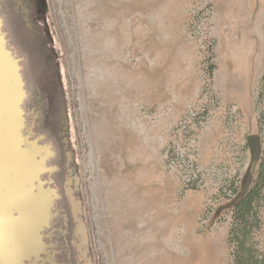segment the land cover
I'll list each match as a JSON object with an SVG mask.
<instances>
[{"label":"rangeland","instance_id":"obj_1","mask_svg":"<svg viewBox=\"0 0 264 264\" xmlns=\"http://www.w3.org/2000/svg\"><path fill=\"white\" fill-rule=\"evenodd\" d=\"M1 1L72 264H232L264 165V0ZM253 241L264 257V208Z\"/></svg>","mask_w":264,"mask_h":264},{"label":"flooded vegetation","instance_id":"obj_2","mask_svg":"<svg viewBox=\"0 0 264 264\" xmlns=\"http://www.w3.org/2000/svg\"><path fill=\"white\" fill-rule=\"evenodd\" d=\"M1 3L0 0V6ZM36 119L37 115L28 117L25 114L22 119L25 147L29 150V154L35 153V159L38 161V164L33 166L34 170L24 174L25 179L28 180L26 190L31 189L32 193L36 194L39 190L54 189L56 197L53 200L51 196L42 197L43 200L49 201L47 224L40 229L39 244L34 249H28L24 248V235L28 230L22 229V223L32 216L41 198L35 202L29 195L31 198H26L24 203L16 206L15 187L11 207L6 209L7 204L2 198L5 191L3 189L0 191V264H72L70 243L67 238L69 219L66 206L63 205V198H68L66 195L68 175L65 174L62 181L57 176L61 169V160L54 144L45 141L44 134L38 131L39 123ZM71 230L74 228L72 227Z\"/></svg>","mask_w":264,"mask_h":264},{"label":"water","instance_id":"obj_3","mask_svg":"<svg viewBox=\"0 0 264 264\" xmlns=\"http://www.w3.org/2000/svg\"><path fill=\"white\" fill-rule=\"evenodd\" d=\"M25 96L20 67L12 52L6 47L0 21V191L2 189L5 191L2 198L7 204L6 209L11 207L15 187L16 206L24 203L29 195L35 202L41 198L32 216L22 223V229L28 230L24 235V248L34 249L39 244L40 229L48 220L49 201L43 200L42 197L51 196L53 200L56 193L54 189L39 190L36 194H33L31 189L26 190L28 180L24 174L34 170L33 166L37 165L38 161L35 159V153L29 154L25 147L22 133L24 115L22 102ZM11 175L13 177H10ZM25 195L26 197H23Z\"/></svg>","mask_w":264,"mask_h":264},{"label":"trees","instance_id":"obj_4","mask_svg":"<svg viewBox=\"0 0 264 264\" xmlns=\"http://www.w3.org/2000/svg\"><path fill=\"white\" fill-rule=\"evenodd\" d=\"M260 98L264 99V74ZM263 208L264 165L262 164L251 187L234 204L231 211L228 242L232 248V264H264V257L253 241V234L261 223Z\"/></svg>","mask_w":264,"mask_h":264}]
</instances>
